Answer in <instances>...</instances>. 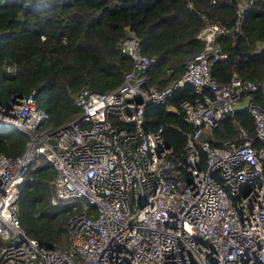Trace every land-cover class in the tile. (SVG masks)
<instances>
[{
	"label": "built area",
	"instance_id": "built-area-1",
	"mask_svg": "<svg viewBox=\"0 0 264 264\" xmlns=\"http://www.w3.org/2000/svg\"><path fill=\"white\" fill-rule=\"evenodd\" d=\"M251 2L238 0V14ZM219 31L208 24L198 34L203 49L164 89L145 86L154 58L129 33L118 44L132 69L111 91L75 92L81 112L60 127L46 124L32 94L0 103V127L28 136L20 155L0 152V264H264V104L255 99L257 90L264 95V78L212 77L210 63L227 56L214 40ZM185 82L198 93L179 104L194 128L173 157L161 127L144 126V109ZM239 108L252 114L263 145L243 127L235 139L211 144L212 130ZM40 154L56 171L51 204L71 208L66 249L43 246L20 226L19 188Z\"/></svg>",
	"mask_w": 264,
	"mask_h": 264
},
{
	"label": "trees",
	"instance_id": "trees-1",
	"mask_svg": "<svg viewBox=\"0 0 264 264\" xmlns=\"http://www.w3.org/2000/svg\"><path fill=\"white\" fill-rule=\"evenodd\" d=\"M208 24L224 29L214 40L227 54L210 63L212 77L226 82L235 71L243 80L260 82L264 47L257 45L264 42V0H252L240 15L238 0H0V103L9 105L15 95L32 94L36 107L47 113L48 126L65 125L81 112L73 101L75 92L84 87L111 91L132 69V58L118 44L129 33L137 37L141 53L154 58L144 72L145 86L173 87L185 71L186 59L203 49L205 40L198 34ZM8 66L15 70L8 71ZM197 94L185 82L163 102L145 106L144 126L161 127L173 157L180 156L185 132L194 128L179 104ZM255 99L264 104L260 90ZM239 127L252 136L254 145H263L252 114L244 108L219 122L211 144L235 139ZM27 140L19 129L0 127L1 153L18 156ZM55 174L41 154L30 163L19 188V222L41 245L66 249L71 208L69 203L50 202Z\"/></svg>",
	"mask_w": 264,
	"mask_h": 264
},
{
	"label": "water",
	"instance_id": "water-1",
	"mask_svg": "<svg viewBox=\"0 0 264 264\" xmlns=\"http://www.w3.org/2000/svg\"><path fill=\"white\" fill-rule=\"evenodd\" d=\"M21 97V95H15L13 98H12V103H15V102H17V98H20Z\"/></svg>",
	"mask_w": 264,
	"mask_h": 264
},
{
	"label": "rangeland",
	"instance_id": "rangeland-1",
	"mask_svg": "<svg viewBox=\"0 0 264 264\" xmlns=\"http://www.w3.org/2000/svg\"><path fill=\"white\" fill-rule=\"evenodd\" d=\"M260 47H264V42L260 43L259 48H260ZM257 48H258V45H257ZM211 138H213L212 135H211Z\"/></svg>",
	"mask_w": 264,
	"mask_h": 264
}]
</instances>
